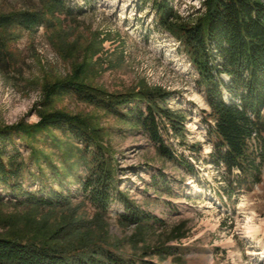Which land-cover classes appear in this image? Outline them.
I'll return each mask as SVG.
<instances>
[{
	"label": "rangeland",
	"instance_id": "rangeland-1",
	"mask_svg": "<svg viewBox=\"0 0 264 264\" xmlns=\"http://www.w3.org/2000/svg\"><path fill=\"white\" fill-rule=\"evenodd\" d=\"M202 1L170 3L180 17L193 20L204 9ZM65 2L70 13L45 0H0V13L28 9L45 19L33 29L10 25L4 30L9 52L8 60L0 62V123L35 122L41 108L86 115L101 127L103 140L112 147L119 189L159 221L141 227L121 222L123 205L116 198L106 216L96 217L77 185L65 207L17 204L0 186V232L28 231L37 236L44 229L75 222L73 238L85 240V233L96 239L102 234L117 251L126 255L147 251V257L161 264H264V232L249 234L245 227L247 216L264 224V165L259 181L230 188L224 171L209 155L212 142L200 112L209 106L179 41L155 22L149 2ZM73 75L109 91L145 86L171 91L166 105L187 117L183 133L170 140L177 154L189 161L188 168L161 156L142 130L128 122L70 93L51 97L44 93L46 83ZM16 143L27 156L29 149ZM48 143L38 135L40 147L52 150ZM53 159L61 163L59 155ZM20 181L28 189H38L27 173Z\"/></svg>",
	"mask_w": 264,
	"mask_h": 264
},
{
	"label": "trees",
	"instance_id": "trees-1",
	"mask_svg": "<svg viewBox=\"0 0 264 264\" xmlns=\"http://www.w3.org/2000/svg\"><path fill=\"white\" fill-rule=\"evenodd\" d=\"M45 1L70 13L65 0ZM139 2L150 3L155 22L179 41L197 73L195 82L203 88L209 106L200 112L212 142L211 160L224 171L232 189L259 181L264 165V0H203L204 9L193 20L180 17L170 0ZM44 20L41 13L28 9L0 13V62L8 60L7 27L33 29ZM44 93L48 97L70 93L128 122L142 130L161 156L188 168L189 161L177 154L170 140L183 133L187 117L166 105L171 91L159 86L109 91L73 75L46 83ZM38 115L35 122L0 123V186L15 203L65 207L77 185L94 206L96 217L106 216L116 198L123 205L121 222L141 227L159 221L119 189L113 150L103 140L100 126L86 115L61 109L41 108ZM39 134L52 150L38 145ZM18 140L29 149L27 156ZM54 155L60 156V164L54 162ZM24 173L38 183L37 190L23 186ZM76 228L74 222L44 229L37 236L28 231L0 232V264H161L147 257V251L128 255L117 251L102 234L96 239L85 233V240L73 238Z\"/></svg>",
	"mask_w": 264,
	"mask_h": 264
},
{
	"label": "bare ground",
	"instance_id": "bare-ground-1",
	"mask_svg": "<svg viewBox=\"0 0 264 264\" xmlns=\"http://www.w3.org/2000/svg\"><path fill=\"white\" fill-rule=\"evenodd\" d=\"M245 227H246V231L249 234H253L255 232H264V224H260V223L253 221L250 218V216H247L246 218Z\"/></svg>",
	"mask_w": 264,
	"mask_h": 264
}]
</instances>
